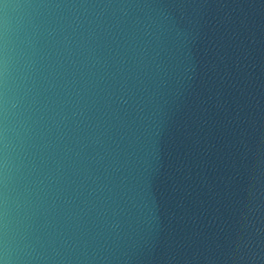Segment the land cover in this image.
<instances>
[{"label":"water","instance_id":"95a60500","mask_svg":"<svg viewBox=\"0 0 264 264\" xmlns=\"http://www.w3.org/2000/svg\"><path fill=\"white\" fill-rule=\"evenodd\" d=\"M0 264H264V0H0Z\"/></svg>","mask_w":264,"mask_h":264}]
</instances>
